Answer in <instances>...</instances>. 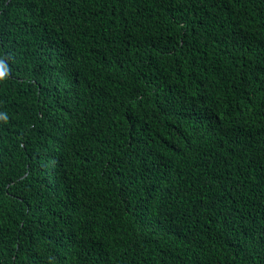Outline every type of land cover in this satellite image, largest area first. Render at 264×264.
Wrapping results in <instances>:
<instances>
[{"label": "trees", "instance_id": "obj_1", "mask_svg": "<svg viewBox=\"0 0 264 264\" xmlns=\"http://www.w3.org/2000/svg\"><path fill=\"white\" fill-rule=\"evenodd\" d=\"M0 264H264V0H0Z\"/></svg>", "mask_w": 264, "mask_h": 264}, {"label": "snow or ice", "instance_id": "obj_2", "mask_svg": "<svg viewBox=\"0 0 264 264\" xmlns=\"http://www.w3.org/2000/svg\"><path fill=\"white\" fill-rule=\"evenodd\" d=\"M5 74L3 68H0V77H2Z\"/></svg>", "mask_w": 264, "mask_h": 264}]
</instances>
